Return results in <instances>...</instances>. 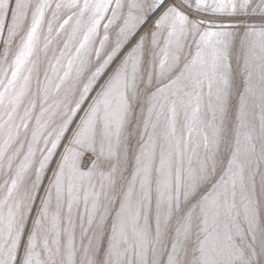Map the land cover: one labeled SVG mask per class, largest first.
<instances>
[{
    "label": "snow or ice",
    "instance_id": "obj_1",
    "mask_svg": "<svg viewBox=\"0 0 264 264\" xmlns=\"http://www.w3.org/2000/svg\"><path fill=\"white\" fill-rule=\"evenodd\" d=\"M0 264H264V0H0Z\"/></svg>",
    "mask_w": 264,
    "mask_h": 264
}]
</instances>
